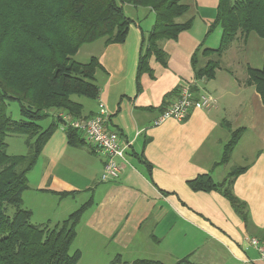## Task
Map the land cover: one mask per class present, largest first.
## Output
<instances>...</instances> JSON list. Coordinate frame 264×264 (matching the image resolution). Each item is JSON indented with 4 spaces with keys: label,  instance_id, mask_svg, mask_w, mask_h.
Listing matches in <instances>:
<instances>
[{
    "label": "crops",
    "instance_id": "0c3cea01",
    "mask_svg": "<svg viewBox=\"0 0 264 264\" xmlns=\"http://www.w3.org/2000/svg\"><path fill=\"white\" fill-rule=\"evenodd\" d=\"M217 1L184 0L191 27L176 40L160 43L166 63L150 58V72L138 78V88L137 65L153 12L124 6L132 21L124 41L86 45L91 46L89 59L95 57L103 70L95 74L98 98L82 104L83 116L92 117L102 104L105 129L129 145L121 175L101 182L103 157L88 144H69L65 126L59 125L28 172V189L22 193V206L35 225L64 221L89 203L71 244L80 253L79 264H113L116 259L121 264H176L183 258L191 264H264L248 242L264 243V105L255 89L244 84L246 68L261 67L264 40L253 42L263 45L257 52L260 66L246 55L250 36L229 47L213 79L195 80L193 55L200 65L207 60L201 52L219 46L220 28L209 32ZM181 84H192L196 95L208 94L215 107L194 108L184 122L154 126L162 110L177 100ZM237 130L241 134L223 163L224 147ZM235 167L245 168L231 183L232 195L244 204L241 213L220 190L194 192L188 186L200 175L222 184Z\"/></svg>",
    "mask_w": 264,
    "mask_h": 264
},
{
    "label": "trees",
    "instance_id": "16d2710c",
    "mask_svg": "<svg viewBox=\"0 0 264 264\" xmlns=\"http://www.w3.org/2000/svg\"><path fill=\"white\" fill-rule=\"evenodd\" d=\"M124 6L154 13L137 65L138 88V78L150 72V58L166 63L160 43L176 40L191 27L193 18L184 0H0V264H79L80 253L71 251V244L75 226L89 203L64 221L35 225L31 212L22 206V193L28 189V172L59 125L65 126L69 144H87L64 118L85 119L77 99L97 100L95 74L103 69L95 57L86 63L73 58L84 45L124 41L132 23L123 13ZM217 26L221 30L218 48L201 52L207 59L202 67L197 55L192 57L197 81L213 79L222 56L238 40L245 43L251 35L264 40V0H218L209 32ZM244 84L255 89L264 105V54L260 68H246ZM9 102L18 104L20 120L8 116ZM48 118L51 122L43 127ZM240 134L241 130L231 134L221 162L228 160ZM12 136L25 137V155L7 154L6 139ZM244 170L232 168L222 184L200 175L188 186L194 192L220 190L241 213L244 204L232 195L231 183ZM114 263L122 262L116 259ZM123 264L163 263L135 260ZM176 264L191 263L183 258Z\"/></svg>",
    "mask_w": 264,
    "mask_h": 264
},
{
    "label": "built area",
    "instance_id": "2783aa9c",
    "mask_svg": "<svg viewBox=\"0 0 264 264\" xmlns=\"http://www.w3.org/2000/svg\"><path fill=\"white\" fill-rule=\"evenodd\" d=\"M216 101L208 94H195L193 85L181 84L178 87V98L171 105L166 107L153 121L158 126L166 120L184 122L194 108L209 111L214 108ZM98 112L87 119L67 120L66 125L77 130L83 135L85 142L94 149V152L103 157V170L100 175L101 182H113L119 179L122 165L125 163V156L128 144L120 140L115 132L105 129L107 114L102 104L98 105ZM249 244L256 249L259 261L264 263V243L257 239H249Z\"/></svg>",
    "mask_w": 264,
    "mask_h": 264
},
{
    "label": "rangeland",
    "instance_id": "374dc122",
    "mask_svg": "<svg viewBox=\"0 0 264 264\" xmlns=\"http://www.w3.org/2000/svg\"><path fill=\"white\" fill-rule=\"evenodd\" d=\"M231 1H236V0H231ZM216 32L217 31L213 32L212 35L213 36L216 35L217 34ZM251 37H252L250 40L251 42L248 43L247 46L245 47L246 55L247 56H253V63H252L253 66H260L259 65L260 64L259 59L257 56V52H258V49L261 48L263 45H261V46L259 45V47L255 46L253 44L254 39L258 41V38L255 37L254 35H251ZM234 45H236V43H234ZM90 47H88L86 45L82 46V48L80 49L78 54L73 58V60H75L76 62H79V63H86L89 60L88 56H90V54H91V52L89 51L91 49ZM256 59L258 60V64L255 63ZM221 61H220V67L222 64ZM202 64H204V63H202ZM202 64H200V66ZM77 101H79L81 104H83L84 107H86L85 106L86 104L91 103V101L84 99V98H79V99H77ZM7 114L12 120H20L19 108H18V104L16 102H9L7 104ZM46 120L42 122L43 127L46 126ZM49 120H50V118H49ZM25 141L26 140H25L24 136L7 137V139H6V144H7L6 152H7V154L10 156L25 155L27 152ZM33 222H35V221H33Z\"/></svg>",
    "mask_w": 264,
    "mask_h": 264
}]
</instances>
